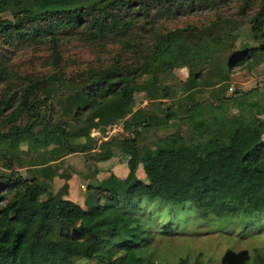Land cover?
I'll list each match as a JSON object with an SVG mask.
<instances>
[{"label": "trees", "instance_id": "1", "mask_svg": "<svg viewBox=\"0 0 264 264\" xmlns=\"http://www.w3.org/2000/svg\"><path fill=\"white\" fill-rule=\"evenodd\" d=\"M232 2L247 31L230 26L223 13L171 30L156 19L200 5L224 10ZM177 34L194 52L154 58ZM239 34L253 44L245 41L229 62L221 54L224 40ZM66 35L100 55L83 68H69ZM21 47L43 53L42 62L29 65L28 51L16 68L10 54ZM263 54L264 0H0V264H169L154 246V234H173L180 218L227 222L235 235L260 231L264 119L243 129L246 117L242 122L222 116L218 133L195 142L175 132L156 144L149 132L173 120L206 122L193 121L188 110L214 100H197L201 90L176 98L175 84L168 83L176 68L187 67L200 82L212 74L231 78L236 65L251 71L260 66ZM137 94L148 102L141 105ZM258 113L263 116L264 108ZM90 124L99 125L98 148L85 142ZM118 125L122 130L112 134ZM24 144L54 146L29 160V176L9 157ZM80 151L91 153V163L87 173L73 168L77 175L63 163ZM119 153L129 156L128 176L113 173L100 181L89 174ZM74 174L82 184L77 196ZM161 214L168 217L164 228L155 225ZM189 259L178 257L177 264ZM253 261L264 264V256Z\"/></svg>", "mask_w": 264, "mask_h": 264}, {"label": "rangeland", "instance_id": "2", "mask_svg": "<svg viewBox=\"0 0 264 264\" xmlns=\"http://www.w3.org/2000/svg\"><path fill=\"white\" fill-rule=\"evenodd\" d=\"M236 4L237 3L232 2L229 7L223 6L227 9L218 11L210 6L205 7L204 5H200L195 8L178 10L172 14L165 13L158 16L156 19L160 24L166 26L167 30H171L177 27H183L189 23H208L216 18V14L223 13L226 20H229L230 26H232V24H239L242 30L247 31L248 26L245 25L242 20L238 19L239 9L235 6ZM229 17H231L232 20ZM233 33L236 34L237 31H233ZM236 36L237 37L234 39L228 37V39L224 40L221 54H223L222 56H228L229 62L233 60L237 49L240 48L245 41H248L250 43L249 45L253 44L250 39H246L244 34ZM65 37H67V39L65 44H63V53L65 54L64 57L69 58L67 59L70 63L69 68H83L88 62L95 61L100 55L101 50H94V47L91 46L89 49L77 41L75 37H69L68 35ZM166 46L168 49L155 54L154 58L167 61L172 56L176 55L179 50H183L187 54L194 52L193 45L187 41L182 34H177L168 40ZM28 51L24 47H21L11 52L10 59L16 68L19 67L21 59L26 58L27 55L28 57L25 59L26 62L32 59L29 65L32 62H35L37 65L42 62L41 56L43 53L36 52L35 49L30 47H28ZM213 52H208L207 56L212 55ZM233 71L234 72L231 73L232 79L229 78L227 74H212L206 76L203 82H200L194 77H189V69L187 67L176 68L173 71L174 80L170 79L168 82L175 84L177 90L176 98L190 91L201 90V93L196 97L197 100L201 101L211 97L214 102H199L188 110L189 116H191L193 121H206L202 125H193L191 121L177 125L173 123V120L171 121L172 125L168 128H158L157 130L150 131L149 134L152 138L151 142L158 144L160 139L170 134L172 135L175 132H179L187 141L190 140L195 142L197 139L205 140L209 136L212 137L213 132L218 133V127L223 122L222 116H226L225 118L232 119L233 121L237 118L243 120L242 122L245 121L246 117V121L240 125L243 129L253 128L260 119H264V115H257L259 114V110L264 108V62L252 71L244 69L243 65H236ZM259 83H261V85H259ZM218 94L219 96H223L220 101L216 99ZM137 98L141 105L148 102L146 98L142 97V94H137ZM166 101L172 102L170 99ZM219 104H221V108H219ZM64 108L68 110L71 108V105L67 104ZM233 121H231V123ZM121 130L122 126L118 125L112 129L111 132L114 134ZM84 135L85 142H95L96 148L100 146L102 135H100L98 124L86 126ZM76 145H78L77 148L83 147L81 143H77ZM172 146L173 144L167 145L165 148H171ZM53 147L54 146L43 149L39 147L29 149V144H24L21 145L20 148L13 149L12 153L10 151L9 157L11 158L12 156V160L18 161L17 168L21 174L29 176V169L31 168L29 160L37 156H43L44 152ZM25 151H28L29 154H25ZM90 156L91 153H82L81 151L75 152L66 156L63 165L67 170H72L74 167L77 171H84L87 173L88 165L91 163ZM128 157L127 154L125 155L122 153L116 156L119 162L124 164L123 171L117 173L113 169H104L103 171L99 169L96 176L100 177V181L107 175L113 173L117 175L122 174L120 176L125 178L128 176L125 173ZM113 162L114 160L103 163L111 166ZM0 168L4 170L2 165H0ZM167 219L168 217L161 214L155 225L164 228L166 226L165 220ZM175 227L173 234L170 235L164 233L161 229H156L153 240V244L157 248V251L167 257L166 259L169 260V264H177L178 257H190L188 260L190 264L196 259L199 264H230V261L234 264H250V261L254 256H257V254H262L264 256V225H261L260 231L241 235H235V233L232 232L233 225L227 222L217 225L216 223H205L200 220L196 222L193 218H187L186 220L180 218L175 223ZM227 232L233 235H228ZM257 232L260 233L259 237L252 236V234H256ZM254 261L256 260L254 259ZM254 261L253 263L251 262V264H255L256 262L254 263Z\"/></svg>", "mask_w": 264, "mask_h": 264}, {"label": "crops", "instance_id": "3", "mask_svg": "<svg viewBox=\"0 0 264 264\" xmlns=\"http://www.w3.org/2000/svg\"><path fill=\"white\" fill-rule=\"evenodd\" d=\"M100 135H101V133H100ZM101 140H103V139H101ZM105 140V139H104ZM123 163H121V162H119V160L117 159V158H115L114 159V162L111 164V166L109 165V164H106V163H103V162H98L97 164H96V166H93L92 167V170L89 172V174L90 173H92V172H95L96 174H97V172H98V170L100 169V171H103L104 169H113V170H115V172H117V173H119L120 171H123ZM112 167V168H111ZM74 168V167H73ZM76 169V168H75ZM89 169V166H88V168H87V170ZM72 171L75 173V174H77L76 173V171L74 170V169H72ZM75 174H74V178H73V192L76 194V196H77V193H79L80 192V187H81V185H79L78 184V181L76 180L77 179V176H75ZM78 175V174H77ZM75 185V186H74ZM81 200H82V198H81ZM80 200V201H81Z\"/></svg>", "mask_w": 264, "mask_h": 264}]
</instances>
